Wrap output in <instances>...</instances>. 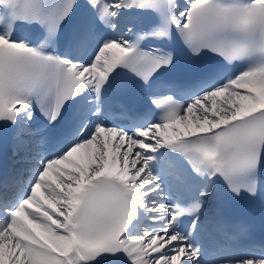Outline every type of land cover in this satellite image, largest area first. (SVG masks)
<instances>
[{
	"label": "snow or ice",
	"instance_id": "obj_1",
	"mask_svg": "<svg viewBox=\"0 0 264 264\" xmlns=\"http://www.w3.org/2000/svg\"><path fill=\"white\" fill-rule=\"evenodd\" d=\"M0 154V264H264V0H0Z\"/></svg>",
	"mask_w": 264,
	"mask_h": 264
}]
</instances>
